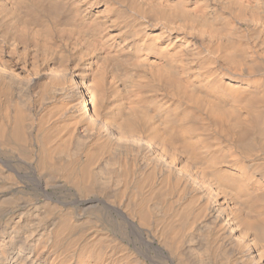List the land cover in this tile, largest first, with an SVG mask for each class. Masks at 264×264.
Returning <instances> with one entry per match:
<instances>
[{"label":"bare ground","instance_id":"1","mask_svg":"<svg viewBox=\"0 0 264 264\" xmlns=\"http://www.w3.org/2000/svg\"><path fill=\"white\" fill-rule=\"evenodd\" d=\"M0 264H264V0H0Z\"/></svg>","mask_w":264,"mask_h":264}]
</instances>
